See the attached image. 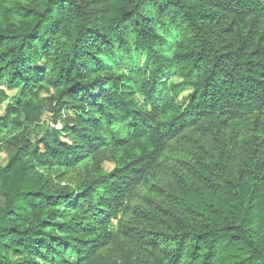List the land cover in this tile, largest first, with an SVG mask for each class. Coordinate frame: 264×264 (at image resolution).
<instances>
[{
  "label": "trees",
  "instance_id": "16d2710c",
  "mask_svg": "<svg viewBox=\"0 0 264 264\" xmlns=\"http://www.w3.org/2000/svg\"><path fill=\"white\" fill-rule=\"evenodd\" d=\"M4 88L20 100L0 109V264H110L125 238L156 264H264L263 143L198 157L167 209L132 207L187 132L264 136V0H0V106ZM107 150L114 170L56 186Z\"/></svg>",
  "mask_w": 264,
  "mask_h": 264
},
{
  "label": "rangeland",
  "instance_id": "374dc122",
  "mask_svg": "<svg viewBox=\"0 0 264 264\" xmlns=\"http://www.w3.org/2000/svg\"><path fill=\"white\" fill-rule=\"evenodd\" d=\"M4 89L8 98L1 103L0 109L1 115L5 117L9 105H15L20 100V94L16 90L8 91L6 88ZM49 90L43 89L39 94L40 98L45 101L51 99L53 91ZM186 95L188 93H185L182 98ZM52 119L50 113L46 114L43 117L42 125H46L47 130L54 127L61 129L60 124H52ZM22 131L23 129H21ZM19 132L18 125L12 123V120L9 119L8 127L3 132L5 138L10 139ZM185 135L184 138L170 143V147L162 159L157 178L139 191L132 204L133 208L138 206L146 211L158 212L160 209L170 207L176 201L175 197L181 191L184 181L196 180V159L206 153L217 154L221 150H231L234 155L239 156L241 150L248 143L260 142L264 145V136L255 131V124L252 120L232 125L226 131L227 141L222 143H216L212 137H205L192 131L187 132ZM121 155V159L127 158V153ZM117 161L116 156L110 150H107L96 157L84 160L76 168L62 169L56 173H50V175H53L55 184L60 189L78 187L81 179L86 176L93 177L95 174H103L114 170L118 164ZM7 162L8 158L5 151L0 152V166H4ZM134 223V216L131 213L123 220V229H129ZM118 225L117 222L114 223L116 231H118ZM154 256L151 251L130 238L119 239L117 243L106 247L100 252V257L110 264H156Z\"/></svg>",
  "mask_w": 264,
  "mask_h": 264
}]
</instances>
